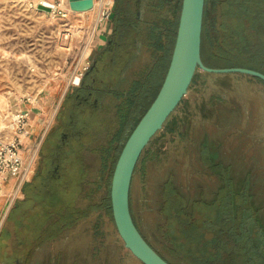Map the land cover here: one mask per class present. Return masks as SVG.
Listing matches in <instances>:
<instances>
[{"label": "rangeland", "instance_id": "1", "mask_svg": "<svg viewBox=\"0 0 264 264\" xmlns=\"http://www.w3.org/2000/svg\"><path fill=\"white\" fill-rule=\"evenodd\" d=\"M103 1L84 4L76 0L72 7L68 0H0V143L8 144L17 137L14 131L17 114L28 113L41 100L49 103V135L58 124L67 99L74 95L83 79L89 80L94 75L92 59L112 48L113 33L118 30L119 38L122 28V12L116 7V0L101 13L99 6ZM143 1L140 18L145 24H157L162 37L170 26L175 29L182 0L169 4L163 0L164 6L159 5L158 11L153 8L160 0ZM44 2L60 5V11L56 14L53 13L56 8L52 13L40 11L37 4ZM103 29H106L104 34ZM129 33L126 32L125 44L131 49V59L122 74L124 80L121 77L119 85L111 87L116 92L115 99L85 121L92 131L84 145L98 134L83 155V161L79 154L75 156L76 165L80 162L86 165L87 180L105 183L110 201L111 220L105 222L103 253L96 256L94 245L89 244L88 264H141L125 248L116 231L110 200L111 182L131 131L167 73L165 68L159 71L163 53L157 41L148 34L135 35L136 42L132 45ZM100 39L105 45H97ZM165 41L162 39L163 46ZM92 78L95 81L96 77ZM131 104L135 109L129 112ZM126 116L128 124L123 129ZM43 146L35 148L33 156L25 160L31 166L29 181L37 173ZM206 146L210 149L208 164ZM20 154L24 156L23 143ZM78 172L73 175V181L79 180ZM220 172L225 180L230 179L236 196L244 192L249 196L256 219L264 228V85L247 77L225 79L198 72L188 95L143 152L131 187L134 222L148 244L169 264L190 263L174 244L170 217L165 214L168 204L165 191L169 187L176 188L183 200L185 215L195 219L197 203L212 204L224 191ZM9 203L0 208V231L6 224L12 225L20 215L18 206L6 221L13 206ZM44 216V213L37 214L38 218L35 215L37 224ZM4 239L6 235L1 241ZM41 249L35 264H53L55 253L47 243ZM62 254L64 256L65 252ZM62 263L64 260L59 261Z\"/></svg>", "mask_w": 264, "mask_h": 264}, {"label": "trees", "instance_id": "2", "mask_svg": "<svg viewBox=\"0 0 264 264\" xmlns=\"http://www.w3.org/2000/svg\"><path fill=\"white\" fill-rule=\"evenodd\" d=\"M116 2V7L122 8L120 1ZM123 23L128 29V23ZM178 23L179 17L176 27L174 25L175 29L171 26L167 28L163 37L158 27L150 34V39L157 41L163 53L159 71L165 68V74L170 65ZM156 32L158 33L155 34ZM162 39L166 40L165 46L161 44ZM202 60L209 68H246L264 74V0H206ZM206 75L225 79L246 77ZM247 78L264 85V82L258 79ZM133 109L135 107L131 104L129 112ZM122 124L124 129L128 124V116ZM204 150L208 164L210 149L206 146ZM220 173L222 176L223 173ZM222 181L225 189L216 202L197 203L194 206L197 217L195 219L185 215L183 200L176 188L169 187L165 191V199L168 202L165 214L170 217L174 244L190 264H264V228L256 219L257 213L249 204V196L245 192L236 196L228 177L225 180L222 176ZM5 263L0 256V264Z\"/></svg>", "mask_w": 264, "mask_h": 264}, {"label": "crops", "instance_id": "3", "mask_svg": "<svg viewBox=\"0 0 264 264\" xmlns=\"http://www.w3.org/2000/svg\"><path fill=\"white\" fill-rule=\"evenodd\" d=\"M88 1L93 0H84ZM167 2L179 3L180 0ZM59 6L57 5L54 14L60 11ZM120 17L122 19V16ZM127 22L125 20V23ZM123 24L121 34L115 42L127 52L131 50L125 44L126 32H129V29ZM154 24H149L150 34L158 27ZM102 31L104 34L106 29ZM130 43L134 45L132 40ZM97 45L103 46L105 42L100 39ZM48 105L49 103L43 100L37 101V104L27 111L29 123L26 135L21 138L24 160L32 155L35 148L43 145L48 137ZM108 195V188L101 180H68L44 186L29 180L21 183L13 177L0 178V208L9 202L13 205L6 221H9L11 213L18 209V206L21 207L15 222L10 226L6 224L0 231L1 258L7 263L17 259L16 261H22L24 264H35L42 250L41 246L47 243L55 253L53 264H59V261L63 260L62 264H88L89 244L94 245L96 256L103 253L105 222L111 220ZM42 213L45 215L44 219L37 224V214ZM4 235L6 239L1 241ZM63 251L66 256H63Z\"/></svg>", "mask_w": 264, "mask_h": 264}, {"label": "water", "instance_id": "4", "mask_svg": "<svg viewBox=\"0 0 264 264\" xmlns=\"http://www.w3.org/2000/svg\"><path fill=\"white\" fill-rule=\"evenodd\" d=\"M79 3L90 4L91 1ZM206 0H182L175 46L164 82L142 116L117 160L111 182L110 200L116 231L125 248L141 264H169L145 240L131 213V187L139 160L153 138L176 112L198 72L241 75L264 82V74L246 68H209L202 60V33ZM73 7V6H72ZM51 13L53 6L39 5ZM80 79L76 84L79 85Z\"/></svg>", "mask_w": 264, "mask_h": 264}, {"label": "flooded vegetation", "instance_id": "5", "mask_svg": "<svg viewBox=\"0 0 264 264\" xmlns=\"http://www.w3.org/2000/svg\"><path fill=\"white\" fill-rule=\"evenodd\" d=\"M119 1L122 6L121 24L125 20L128 21L129 36L131 34L134 44L136 42L135 35L140 37L148 34L150 36L149 25L140 18L144 1ZM159 5L164 6V1L160 0L153 9L158 11ZM118 34V30H115L111 38V49L104 50L103 53L92 59L91 68L94 74L92 77H96L95 81L92 77L89 80L83 79L80 86L76 88L74 95L64 103L62 112L58 116V124L44 143L38 170L32 182L47 186L57 182L73 181V175L77 170H79V180H87L88 169L83 162H80L79 166L76 165L75 156L79 154L81 161H83V155L98 133L93 136L92 142L84 145L86 137L92 131L87 127L85 121L88 118H93L100 109L102 110L113 98L115 99L116 92L112 91L111 87L119 85L124 69L131 59L129 54L131 50L126 52L122 49L124 47L115 42L118 39ZM5 264H24V262L16 260L10 262L9 260Z\"/></svg>", "mask_w": 264, "mask_h": 264}, {"label": "built area", "instance_id": "6", "mask_svg": "<svg viewBox=\"0 0 264 264\" xmlns=\"http://www.w3.org/2000/svg\"><path fill=\"white\" fill-rule=\"evenodd\" d=\"M25 2L29 0H23ZM41 4H37L38 6ZM109 13H107L108 15ZM106 13L103 14V18ZM28 113L21 112L15 118V132L17 137L8 144L0 143V178L17 177L21 183L28 180L31 166L20 154L21 143L19 137L26 135ZM31 163V162H30Z\"/></svg>", "mask_w": 264, "mask_h": 264}, {"label": "bare ground", "instance_id": "7", "mask_svg": "<svg viewBox=\"0 0 264 264\" xmlns=\"http://www.w3.org/2000/svg\"><path fill=\"white\" fill-rule=\"evenodd\" d=\"M71 3V6H75L76 5V0H68ZM112 1L111 0H104L101 5L99 6V10L102 13L104 9H106L107 7H109L111 5ZM44 4H48V5H52L53 6V10L56 8V6L54 4L48 3V2H44L42 5ZM28 60V59H27ZM35 69L34 66L32 67V70ZM78 78H77V82H78ZM2 127V126H1ZM5 130V129H4Z\"/></svg>", "mask_w": 264, "mask_h": 264}]
</instances>
